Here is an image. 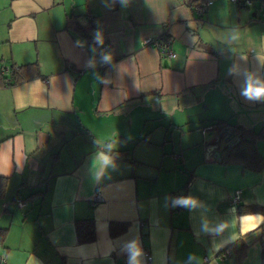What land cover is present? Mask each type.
Segmentation results:
<instances>
[{"label": "crops", "instance_id": "1", "mask_svg": "<svg viewBox=\"0 0 264 264\" xmlns=\"http://www.w3.org/2000/svg\"><path fill=\"white\" fill-rule=\"evenodd\" d=\"M262 5L252 11L213 0L198 14L183 0H0V62L10 67L0 74V176L8 178L0 253L7 264H128L124 245L133 238L140 264H187L190 255L198 264H235L234 253L217 256L230 243L245 246L240 264H264V213L241 212L264 207V165L216 159L217 132L206 127L228 120L264 134L254 115L264 100H247L239 88L243 72L264 78ZM69 22L90 25L113 61L104 65L75 40ZM163 35L175 58L142 43ZM34 62L37 71L12 73ZM180 100L209 113L172 122L170 137L144 136L149 119L181 114ZM252 145L264 157V136ZM236 189L239 203L229 206ZM95 192L101 199L93 203ZM173 193L200 207H173ZM87 217L95 237L81 243L75 220ZM112 223L127 227L111 234Z\"/></svg>", "mask_w": 264, "mask_h": 264}, {"label": "trees", "instance_id": "2", "mask_svg": "<svg viewBox=\"0 0 264 264\" xmlns=\"http://www.w3.org/2000/svg\"><path fill=\"white\" fill-rule=\"evenodd\" d=\"M187 6L190 8H195L196 5H198L201 2H207L212 0H183ZM68 29L74 36L75 40H79L84 42L85 45L88 47H92L94 49V53L96 56H100L102 59V62H105L108 58V53H104L101 50V45L95 41H93V38L90 34L91 26L88 24H81L79 22L71 23L69 22L67 25ZM167 37L166 35L164 36ZM168 39V38H167ZM106 57V59H105ZM113 61V59H111ZM38 64L36 62L27 65H22L20 67L15 68V70L12 71V73L18 75L20 69H32V70H38L37 68ZM14 78L12 82H18L20 81L17 77ZM228 120H214L211 121L206 127L212 128L217 132V140L214 143V149L215 150V157L216 159H219L221 161H228L232 159H242L247 158L250 159L251 162L254 161V167L260 168L262 165H264V157H261V155L256 151L255 147L252 145L254 144V138L264 136V134H261L260 132L253 133L252 129L246 128L243 125H234L231 124V122H227ZM8 178L7 177H1L0 176V198H2L5 195V191H7L8 186ZM22 200H25L21 198ZM17 198L15 199L16 202ZM27 201V200H26ZM28 202V201H27ZM262 212L264 213V207L262 206H249L244 207L241 212ZM94 221L93 218L87 217V218H79L75 220V232H76V238L78 242H90L94 240L95 237V227H94ZM111 225V224H110ZM127 227V223H122L121 226L119 225L117 227L116 224L112 223L110 233L116 234L119 232H123ZM262 231V234H264V222L260 225ZM7 234L6 228H0V242H3ZM226 250L231 251L235 254L234 262L235 264H240L241 260L243 259L245 246L244 244H235L230 243L229 245L224 246L222 249H220L217 253V256L220 258L222 256V253ZM262 257H264V249H262Z\"/></svg>", "mask_w": 264, "mask_h": 264}, {"label": "clouds", "instance_id": "3", "mask_svg": "<svg viewBox=\"0 0 264 264\" xmlns=\"http://www.w3.org/2000/svg\"><path fill=\"white\" fill-rule=\"evenodd\" d=\"M237 37L233 34L231 37L232 41H235ZM106 59V57H105ZM264 59V58H262ZM236 69L232 68L229 70V74L235 73ZM240 95L247 100L261 101L264 100V78L255 75L250 72L242 73V81L239 84ZM101 160L105 161L107 165L108 157L101 154ZM173 206L183 207L188 210H195L200 207L198 202L192 197H178L173 201ZM201 231L207 233L209 231V225L205 221L201 226ZM124 249L128 255V264H140L139 257L141 256V248L138 239H131L126 242ZM187 264H198V260L195 256L190 255Z\"/></svg>", "mask_w": 264, "mask_h": 264}, {"label": "built area", "instance_id": "4", "mask_svg": "<svg viewBox=\"0 0 264 264\" xmlns=\"http://www.w3.org/2000/svg\"><path fill=\"white\" fill-rule=\"evenodd\" d=\"M230 2H233L235 4H238V5H244V6H250L252 5L255 0H229ZM262 2H264V0H261ZM211 4V1H207V2H201L199 3L198 5L195 6V11L196 13L198 14H203L204 11L207 9V7ZM165 35L161 36V37H148V38H144L142 43L144 45H150V46H153V48L156 49V51L159 52L160 56L163 57V58H169V59H172V58H175L177 56L176 52L173 50V47H172V44H171V41L167 38L164 37ZM101 50L104 52V53H107L109 51V44L108 43H105L101 45ZM111 62V58L108 56L107 60L103 63L104 65L105 64H108ZM10 67L8 65H5L4 63H1L0 62V74L1 75H4V74H7V72L10 71L9 69ZM179 156V154H173V158L174 159H177ZM240 190L239 189H236L231 197H229V201H228V204L229 206H235L236 204L239 203V199H240ZM181 195L178 194V193H173L171 194V196L169 197L171 199V205L173 206V203L172 201L175 199V198H178L180 197ZM101 199V196L99 194V192H95L93 194V197H92V202L93 203H96L98 202L99 200ZM26 200H22L21 198H17L16 200V203L18 207L20 208H24L27 204H26ZM174 207V206H173ZM177 207V206H175ZM233 253L229 250H226L222 253V256L223 258H227V257H230L232 256ZM145 257H146V260L147 261H150L149 259L151 258L149 253L148 252H145ZM207 259L204 258V262H206ZM0 264H7V260H6V257L4 254H1L0 253Z\"/></svg>", "mask_w": 264, "mask_h": 264}, {"label": "rangeland", "instance_id": "5", "mask_svg": "<svg viewBox=\"0 0 264 264\" xmlns=\"http://www.w3.org/2000/svg\"><path fill=\"white\" fill-rule=\"evenodd\" d=\"M226 1H229V0H226ZM231 3H233V2H231ZM262 3H264V2H262L261 0H255V2L252 5H250V10L256 11L257 9L261 8L260 5ZM233 4H235V3H233ZM262 6H264V5H262ZM261 10H264V8H262ZM184 103L185 102H183L181 100L179 101L180 109L181 108L183 109V110H181V111H183L181 114L175 113L174 115H170V116L166 115L160 121L158 120L157 124H156V122L149 121L150 120L149 119L147 124H145L146 125V127H145L146 129L144 128L145 129L144 130V136L146 134H148L149 132H151V137L155 136L156 138L157 137L160 138V135H163V133L167 132L168 137H170L169 135H171V131L174 129L172 124L177 123V122H184L185 120L186 121L187 120L194 121L195 119L198 118V116L199 117H201L202 115L206 116L209 113V111L206 110L205 107L199 108L198 103L193 102L192 106H189V107H186V108H185V104ZM208 107H210V103L208 104ZM179 115H180V118H178ZM254 115H258L257 116V118H258L257 120H262V121H259L256 124V127L264 125V123H262V122H264V108L256 110L254 112ZM178 120H180V121H178ZM172 122H174V123H172ZM173 154H177V153H173Z\"/></svg>", "mask_w": 264, "mask_h": 264}]
</instances>
